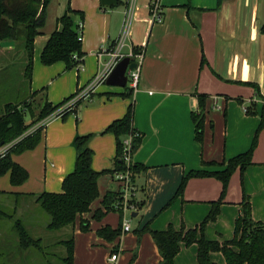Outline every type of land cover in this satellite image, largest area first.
Segmentation results:
<instances>
[{
  "label": "crops",
  "instance_id": "1",
  "mask_svg": "<svg viewBox=\"0 0 264 264\" xmlns=\"http://www.w3.org/2000/svg\"><path fill=\"white\" fill-rule=\"evenodd\" d=\"M127 1L118 0L116 5L106 6L100 0H51L46 9L45 24L34 39L33 56H40L51 32L60 28L57 19L70 6L84 14L81 29L83 62L87 55L93 62L98 46L99 49L109 48L115 44L121 27L120 15H124ZM148 1L137 2L129 37L122 49L128 53L134 47H143L136 90H131L130 96H122L126 88L104 82L95 89L91 101L80 105L79 110L78 131L93 134L89 146L93 151L94 170L113 169L115 137L112 133L101 132L113 120L122 117L129 104L133 107V127L141 136L140 144L132 154L133 163L145 166V170L135 173L133 179L137 192L135 199L139 204L136 224L130 225L128 232L121 233L120 230L122 239L117 246L120 252L111 264H159L161 256L150 230L162 231L168 225L178 230L182 224L185 230L194 228L209 212L211 202L220 195L221 182L214 176L205 175L189 177L182 193L174 197L182 177L194 170L224 169L228 159L249 149L261 123L251 163L243 174L239 167L232 172L219 214L204 226V237L219 243L230 240L235 220L242 213L243 198L250 203L252 218L264 223V32L261 30L264 0H223L220 4L217 0H162L163 21L147 26L145 5ZM113 15H117V24L111 32ZM72 18L75 23L79 22L77 15ZM17 51V43L0 41V53L7 54L2 59L0 57V82L5 75L10 77L13 74L14 70L9 74V68L17 66L27 96L39 89L34 88L32 81L29 85L23 80L24 58L21 52L17 57ZM106 59L107 55H102V60ZM19 61L22 63L17 64ZM98 68L99 65L91 64L86 70L85 81L90 80ZM198 94L205 95L202 142L195 139L191 118V112L198 109ZM10 101L11 98L0 99V105ZM79 104L74 112L69 113L77 120ZM26 122H29L27 116ZM73 136L74 130L69 125L56 139L59 142H52L46 124L33 149L12 155L15 162L30 169L24 160L26 152L33 151L40 144L45 145L46 140L56 148L66 150L55 167L51 188L46 178L41 179L43 183L40 184L31 181V170L28 178L19 185H8V177L4 176L7 174L0 176V203L12 207L18 199H32L34 202L31 195L60 192L58 182L62 183L64 176L74 167L76 149L71 142ZM89 211L80 217L89 221ZM77 219L79 221V217ZM75 224L72 230L73 264H108L104 258L98 259L96 248L88 247L84 260L78 257ZM102 226L115 229L109 224H101L100 228ZM67 231L70 233L71 229ZM127 233L131 242L124 245V234ZM98 237L96 242L106 241ZM57 240L50 244L52 251L61 247L56 244ZM179 246L173 264H198L195 243L186 246L180 242ZM60 256H57L59 261ZM209 257L214 263H225L221 252H210Z\"/></svg>",
  "mask_w": 264,
  "mask_h": 264
},
{
  "label": "trees",
  "instance_id": "2",
  "mask_svg": "<svg viewBox=\"0 0 264 264\" xmlns=\"http://www.w3.org/2000/svg\"><path fill=\"white\" fill-rule=\"evenodd\" d=\"M51 0H0V41H12L18 44V51L23 56L22 77L29 85L32 78L34 39L40 34L41 28L45 24L46 9ZM223 0H217L220 4ZM77 15L79 22L83 24L84 14L82 11L74 10L70 6L62 14L57 23L59 29L51 32L46 44L44 45L40 61L43 65H50L58 61L65 63L66 68L71 69L83 63L84 51L82 42L78 36V23H75L72 16ZM264 32V24L261 28ZM139 48L134 47L133 51L138 52ZM20 57V56H19ZM17 62V61H16ZM22 63V62H21ZM19 61V64H21ZM16 65V63H15ZM126 92L122 96H130L131 89L126 85ZM38 94L43 95V104L38 111L35 119L26 122V115L32 116V101ZM71 94L57 105H52L47 100V89L43 87L31 92L25 100L21 102L10 101L0 105V143L1 146L11 144L10 147L0 155V176L9 173V180L12 185H19L28 178V172L12 159V155L33 149L41 139L46 124L37 126L49 114L53 113L58 107L70 99ZM198 109L191 112V118L195 128V139L202 142L204 128V108L205 95L198 94ZM76 108L64 112L61 117L64 119L67 114L74 112ZM32 111V112H31ZM133 107L129 104L124 115L109 123L101 132L112 133L115 137L116 158L113 169L101 171L92 168L93 151L89 142L93 134L77 135L73 144L76 148L74 168L67 173L61 183L60 192H42L31 195L39 210L45 215L44 225L47 231L69 230V236L59 238L57 245L65 249L64 255L60 256L61 264H73V227L79 217V229L83 232L89 229L88 219L80 216L90 210V205L98 196L97 181L101 174L122 170L124 165L120 159L123 139L131 136L130 152L131 155L138 148L141 136L134 135L136 132L132 124ZM262 127L258 126L253 141L249 149L226 161L225 168L207 172L205 170H194L186 173L179 183L174 197H178L185 186L186 180L191 176H214L221 182L219 198L211 202V208L204 219L194 228L185 230L183 224L176 230L172 225H168L165 230L152 231L151 237L157 246L161 256L159 264H173L174 257L179 252V243L183 242L186 246L195 243L197 245L198 264H217L210 260V252H221L224 256V264H264V223L256 221L251 216V206L249 201L241 202L242 213L235 220L233 237L224 242L210 241L204 237V226L216 219L223 202L224 194L228 187V182L232 172L239 167L240 173L251 163L252 152L256 145L257 132ZM131 171L134 174L145 170V166L139 163H131ZM118 197L115 191L105 193L102 201L103 210L98 209L93 217L100 219ZM143 204L142 202L140 203ZM139 205V204H138ZM17 203L14 204L12 211L8 212L0 207V224L11 222L16 232L17 245L19 250H34L41 255L44 253L43 238L33 235L27 230L21 219L15 217ZM121 226L111 229L102 226L98 229V236L113 240L120 234ZM47 247V245H44ZM49 246V245H48ZM16 247V246H15ZM18 251V250H17ZM8 250H0L1 260H5ZM51 255H54L52 253Z\"/></svg>",
  "mask_w": 264,
  "mask_h": 264
},
{
  "label": "rangeland",
  "instance_id": "3",
  "mask_svg": "<svg viewBox=\"0 0 264 264\" xmlns=\"http://www.w3.org/2000/svg\"><path fill=\"white\" fill-rule=\"evenodd\" d=\"M138 1L140 2L141 0H137L136 2ZM120 16H121L122 21H121V25H120L121 27L118 33V37L122 29V22H123L124 15H120ZM116 24H117V15H113L112 18L110 19V26L112 28L111 32H113V27ZM146 25L149 26L147 22H146ZM97 49H99V46L97 47ZM96 51L94 52V55H93L94 58H92L93 62L90 59V56L87 55V57L85 58L84 62L81 65L75 66L71 69L66 68V65L64 62H61V63L55 62V64L53 63L50 65H43L40 61V56L39 57L36 55L33 56L32 78H31L32 85L34 86V88H38V89L43 88V85H44V87H46L47 89L48 100L54 105L59 104L62 100H64V98H67L68 96H70L69 94L71 92L74 93L77 88H78L77 92L78 94H80L81 92L80 87L84 86L89 81V80L85 81L86 70L89 69L91 64L95 65V67L99 65V68H100V63L98 64L99 61H98V56L96 54ZM5 55L7 54L0 53L1 59ZM58 65L61 66L60 69H58ZM98 70L96 69L95 74L97 73ZM12 71H13V74L10 77L9 75H5L4 77H2L3 80L0 82V99L8 100L11 98L12 102L13 101L21 102L25 100L27 96H25V92L22 88L23 83L18 77L17 66H15L14 68L8 69L9 74L12 73ZM90 101H91V97L86 98L83 101L81 100V103L79 102L80 104L78 107V117H79L78 120L75 119L74 114H67L64 120L62 119V117H60V118H56L57 120L54 119L55 121H53L52 120L54 118L53 117L52 119H50V121H48L47 135L50 136V139L52 140V142H59V140H56V139L62 133H64L65 127L67 128L70 125L72 129L74 130V136L71 142H72V146L75 148L73 144L74 138L77 135H86V134H80V132L78 131V125L80 123L79 120H81L79 110L81 106L88 104ZM69 102L68 100L65 101L62 104V106H60V108L58 107V109H56L53 113H55L59 109H61L63 112H66L69 108ZM42 104H43V95L41 94L37 99L35 98L34 101H32L31 105L33 108V112L31 111L32 116H28V114L26 115L27 121L30 122L31 120L35 119ZM76 106H74L72 109L76 108ZM50 116L52 115L49 114L47 117H50ZM37 124H35L34 128H31L29 131L35 129L37 127ZM89 134H92V133H89ZM52 142L49 140H46L45 145L40 144L33 151L26 152L24 156L25 163L30 168V169H27V168L25 169L27 170L28 173L31 170V181L40 184V183H43L41 182V179L43 181V178L44 179L46 178L47 184L48 186H50V188L52 186L51 178H52V175L56 173L55 167L58 165V160L63 159L66 153L65 149H61L59 147L56 148ZM7 145H11V144H7ZM5 148H2L0 152H2L3 149ZM131 173H132V181H133V172L131 171ZM6 174L7 175H4V176L8 177L7 184L11 185L9 181V173H6ZM1 179H5V178H1ZM133 184H134V181H133ZM58 186H59V189H61V181L58 182ZM122 187H123V184L116 179V173L108 172V173H103L100 175L98 179L99 194L96 197V199H94V201L92 202L91 209L89 213L87 214L89 221H90L88 231L83 232L79 229L78 219L76 220V224H75V228L77 231L76 237H75L77 240V255L82 260H84L87 257V254L89 252L88 247H90L92 249L93 248L97 249L95 253L98 259L103 260L104 258L108 264H111L112 262H114L110 259L111 256L113 254H115L116 256L119 255L120 249L117 246L119 245L120 239H122V237H120L121 234L117 235L113 239L114 241L111 240L113 241L112 243L111 241H107V240L102 241L100 243L96 242V240L99 239L97 231L100 228V225L109 224L111 226H114L113 228L117 229L119 226L122 225L124 217H127L129 219V224L131 226H133V224H136L137 216L133 217L131 214L137 211L126 210L124 212V217H122L120 214V211L116 210V207H114V203L121 202L120 196L116 197L115 201L110 207V211H108L101 220L93 217L94 213L102 207V201H103V197L105 193L109 189L116 192ZM136 194L137 192H134L133 194L134 199L133 201H130L133 203L135 202L134 204H136V199H137ZM9 203L11 202L9 201ZM22 204L24 206L23 208L21 207ZM17 205H18V208H16L15 217L22 220V222L25 224V227L27 228L29 232H31L33 235H37V236L39 235L43 238V241H44L43 249L46 255H41V253L34 251V250H19L18 245H17L16 232L12 226V223L3 222L0 224V250L1 249H3V251L8 250L7 252L8 254L5 257V260L4 261L3 259L1 260L2 262H4L3 264H47L48 262H52V264H61L57 256L64 255L65 249L63 247H58V248L55 247V249L53 248V251H52L50 244L53 243L55 240H57L59 237L64 238V237L69 236L68 231L66 229L60 230V231H52V232L45 230L44 225L46 223V217L39 210V208L37 207L35 202H33L32 199H26V198L25 200L18 199ZM13 206L6 207V205L3 206V204L0 203V207L8 212L12 211ZM124 236H125L124 245L130 244L131 237L128 235V233L124 234ZM122 243L123 241H121L120 243L121 246H122ZM44 245H47V247H45ZM52 252L54 253V255H51Z\"/></svg>",
  "mask_w": 264,
  "mask_h": 264
},
{
  "label": "built area",
  "instance_id": "4",
  "mask_svg": "<svg viewBox=\"0 0 264 264\" xmlns=\"http://www.w3.org/2000/svg\"><path fill=\"white\" fill-rule=\"evenodd\" d=\"M137 0H128L127 5L124 10V16H123V22H122V29L120 32L119 37L115 41V44L112 47L106 48L101 47L97 52L98 61L100 63V68L97 71V73L82 87H80L81 92L78 94L77 90L74 92V95L68 99L69 102V108L68 110H71L74 106L79 104L81 100L83 101L86 98H90L91 95L94 93L95 89L102 83L106 81V78L108 77L109 73L113 69V67L116 65L118 61H120L124 56H130L133 57V61L136 63V67L133 69H127L126 70V85L133 91L136 90L139 82L140 77V69L141 64L143 60V47H139L138 52H134L133 48L128 52L124 53L122 51L126 41L128 40L131 23L135 18L136 15V9H137ZM146 9H147V15L145 17V21L149 25L159 24L163 21L164 18V12L163 8L164 5L162 3V0H149L146 3ZM81 29L82 24L78 23V36L79 39H81ZM102 55H107L106 60H102ZM68 104V103H67ZM60 108V107H59ZM67 110V111H68ZM64 112L59 109L55 113L50 114L52 116L47 117L43 120H41L37 126L47 124V122L56 116H61ZM134 135H139L138 132H134ZM130 142H131V136L125 137L123 139V147L120 159L124 165V168L122 170L114 171L116 173V179L120 181L123 184V187L116 192L118 193V196H120V203H114V207H116V210L120 211V214L122 217H124V212L126 210L131 211H137L138 210V203L136 201V204L133 202V194L136 191L135 185L132 181V173H131V163H132V155L130 152ZM6 147V148H5ZM10 145L1 146L0 150L3 149L2 152H0V155H2ZM130 231V224L129 219L127 217L123 218V223L121 225V233ZM112 261L116 259V255L113 254L110 258Z\"/></svg>",
  "mask_w": 264,
  "mask_h": 264
},
{
  "label": "water",
  "instance_id": "5",
  "mask_svg": "<svg viewBox=\"0 0 264 264\" xmlns=\"http://www.w3.org/2000/svg\"><path fill=\"white\" fill-rule=\"evenodd\" d=\"M101 4L106 6L116 5L118 0H100ZM136 67V63L133 61V57L124 56L120 61L116 63L108 77L106 78V83L112 86L125 87L126 86V70L133 69ZM0 143V147H1ZM136 216V212L131 214Z\"/></svg>",
  "mask_w": 264,
  "mask_h": 264
}]
</instances>
